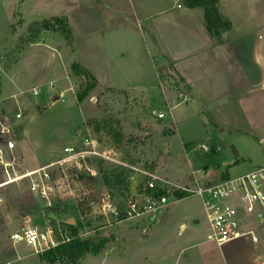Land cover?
<instances>
[{
    "label": "rangeland",
    "instance_id": "374dc122",
    "mask_svg": "<svg viewBox=\"0 0 264 264\" xmlns=\"http://www.w3.org/2000/svg\"><path fill=\"white\" fill-rule=\"evenodd\" d=\"M261 1L264 14V0ZM137 11L133 0H0V60L3 63L0 85L5 74L12 76L16 73L26 77V73L36 74L50 64L49 54L40 53L36 57L34 51L25 65L16 68L31 44L50 43L62 50L66 43L67 47V71L57 70L50 76L54 79L65 74V94L57 90L44 95L43 89L39 96L29 97L26 96L28 92H20L31 90L34 86L30 82L25 89L21 87V80L16 79L15 82L6 78L7 95L17 94L10 98L7 110L23 114L17 121L15 132L16 154L21 159L22 168L34 169L65 158L66 147H74L78 151L90 150L91 147L83 141L87 135L96 139L104 149H113L117 153L114 157L123 159L139 171L158 172L181 185L193 179L200 182L204 174L210 177L219 175V162L224 173L229 165L241 160L235 165L232 175L263 166L264 117L256 100L260 89L249 97L248 105L247 101L242 103L243 111L238 107L240 112L227 116L219 110L220 113H217L220 102L209 107H202L196 101L176 106L175 100L172 102L173 120L166 99L175 90L177 100H183L182 95L187 88L181 83V92L177 91L174 84L181 82V77L153 46L151 34L146 28L148 22L135 17ZM65 15L76 39V58L72 56L74 43L68 46L62 32L45 29L34 32L30 28L36 20ZM254 34L258 43H264V28H254ZM124 43H135L136 77L131 75L132 79L139 77L147 91L156 95L145 98L133 91L101 89L93 78L88 80L94 87L85 93L83 86L87 84V78L74 74L71 69L75 59H91L96 64L97 53L112 52ZM40 86L36 87L41 89ZM22 99L23 103H19ZM154 110L166 112L163 122L175 134L169 137L171 129L160 127L162 120L157 118ZM213 116L218 117L216 124ZM102 120L109 125L100 124ZM204 121L208 125H204ZM117 134H121L122 139ZM101 137L111 145L103 144ZM190 137L221 147L216 161L211 159V153L198 148L200 143L183 145V139ZM212 148L215 147L212 145ZM85 156L53 168L55 192L51 197V206L31 193L26 182L3 185L6 176L0 171V185H3L0 186V264H45L32 248L25 245L15 247L10 235L26 221L44 228L46 219L49 222L59 220L63 228H67L69 222H76L77 226L82 223L80 229L73 226L82 238L95 236L98 232L111 239L104 252L87 256L83 264H226L231 254L242 257L250 247L253 249L245 240L232 241L223 246L207 242L204 229L197 235L191 234V231L179 235L178 223L204 218L202 202L197 196L179 201L172 198L163 211V219L151 230H146V226H135L134 220L115 221L109 212L106 215L103 213L104 196L111 195V204H124L131 198L141 199L146 178L138 171H131L110 186L106 174L120 168L119 165L94 155ZM55 206L64 208L65 212L55 213L47 209ZM118 229L121 231L118 232ZM147 233L149 236H146ZM182 248H185L183 252ZM196 253L201 256L194 257ZM15 258L18 259L16 262Z\"/></svg>",
    "mask_w": 264,
    "mask_h": 264
},
{
    "label": "crops",
    "instance_id": "0c3cea01",
    "mask_svg": "<svg viewBox=\"0 0 264 264\" xmlns=\"http://www.w3.org/2000/svg\"><path fill=\"white\" fill-rule=\"evenodd\" d=\"M133 2L138 9V15L135 13L134 16H139L148 22L146 28L151 34L153 46L157 48L161 58L170 63V67L173 68L174 72L185 80L184 85L187 89L186 93L182 95L183 100H177L178 94L175 90H172L170 98L166 99L171 108L170 115L173 120L172 109L174 106H172V102L175 100L176 106L180 104L190 105L193 101H196L202 107H209L220 102L221 105L217 108V113L221 112V114L227 116V114H232L233 112H240L237 111L238 107L243 111L241 107L242 103L249 100V97L253 96L257 89L261 90L257 91V105H259V112L264 117V43H258L254 34V28H264L263 4L261 0L259 3L258 0H219V10L222 16L233 23V29L223 35L222 42H219L207 30L205 11L201 7L189 8L185 6L182 0H133ZM179 4L181 7H178ZM237 11H240V13ZM241 11L243 12L241 13ZM65 17L67 18L66 15ZM73 50L72 56L76 58L74 57L77 53L75 38ZM34 51L36 57L40 56V53L51 54V58L48 55L50 64L45 66V70L39 71L36 74L35 72H33L34 74L26 73V77L23 74V77L16 73L12 76L5 74L6 77L4 76L1 79L0 85V105L5 108H10V98L17 95L15 93L7 95L6 78H11L13 81L16 79L21 80V85L23 84L21 87H25V89L29 84L28 82H30L31 86L34 87L31 90L29 89V91H27L28 89L26 91L21 89L22 91L20 92V94L28 92L27 94L29 95L26 96L29 97H36L31 92L38 85H41L42 91L44 89V95L54 93L57 90H61L64 94L67 92V88H65L67 85L65 74L50 79L52 78L50 76L54 75L57 70L64 69V71H67L66 43L62 50L57 49L55 45L50 43L31 44L15 65L16 68L25 65L28 57L31 55L30 53ZM135 53V43H124V45H118L112 52L97 53L96 64L91 59L82 61L81 58L75 59V62H79L89 71L95 78L97 86L101 89L133 91L145 96V98L154 97L156 93L153 92V94L147 91L145 85L139 80V77L138 79H132L131 77V75L136 77L134 66L136 60ZM140 60H142V57H140ZM32 81L36 82L32 83ZM63 87L64 89H62ZM17 102L16 100V104L19 105V103H23V99L22 101L19 100V103ZM248 103L249 101L246 102V105ZM247 108L248 106H246ZM212 119L216 124L218 117L213 116ZM161 120L162 125L160 127H168L165 126L163 119ZM204 125H208V122L204 121ZM171 131L172 133L169 137L175 134V131L172 129ZM204 142L222 150L221 147L214 145L210 141H202V139L200 141L194 137L183 139V145L187 146ZM240 162L241 160H236L233 165L231 164L226 168L225 172H228L230 176H236L232 175L231 172L235 165ZM220 165L219 162L217 165L219 166L217 168L219 175L210 177L208 174H204L205 177L200 182L209 183L219 178L221 176L220 173L224 171V169H220ZM250 170L252 169H247L243 173ZM202 209L203 219H191L187 221L188 223L184 221L178 223L179 235H183L188 231H191V234L197 235L204 229L207 241L210 227L203 204ZM163 215L164 212L156 222L150 225L149 230L163 219ZM134 221H136L134 225L139 227L146 226L147 222L146 219H134ZM182 227L184 228L182 229ZM242 227L244 231L254 230L258 236V241L254 242L248 236L239 239L245 240L253 249L250 247V250L244 253L242 257L231 254L226 264H259V261H261V264H264V222L262 223L259 219L244 216ZM120 231L121 229H118V232ZM146 236H149V234L147 233ZM184 250L185 248H182L181 252ZM193 256L198 257L201 255H197L196 253ZM16 260L18 259L15 258L14 262Z\"/></svg>",
    "mask_w": 264,
    "mask_h": 264
},
{
    "label": "built area",
    "instance_id": "2783aa9c",
    "mask_svg": "<svg viewBox=\"0 0 264 264\" xmlns=\"http://www.w3.org/2000/svg\"><path fill=\"white\" fill-rule=\"evenodd\" d=\"M178 7L181 5L179 4ZM2 66L3 63L0 60V68ZM41 91L40 88H34L31 93L33 96H38ZM153 113L158 119L166 117L165 111L154 110ZM22 116V112L10 113L7 108L0 106V171L6 176L3 185L26 182L31 193L45 200L47 205L51 206V197L55 192L53 168L56 165L62 166L64 163L72 162L78 157L94 155L117 163L119 167L138 171L146 178L141 199L131 198L124 204L121 202L111 204V195L104 196L102 199L103 213L106 215L109 212L115 221L146 219V230H148L150 225L159 219L172 198L178 200L180 196H197L201 199L210 227L207 235L208 242L223 246L246 236L254 242L258 241L254 230H243L242 220L244 216H249L264 222V165L219 181L200 183L194 179L186 185H181L158 172L139 171L123 159L114 157L117 153L113 149H104L96 139L87 135L83 141L86 146L91 147L90 150L78 151L74 147H66L64 151L67 156L65 158L38 168L23 169L20 163L21 159L16 154L15 140L17 121L21 120ZM198 145V148L206 153H211L215 149L217 152L220 151L205 142ZM48 220H45L44 228L29 224L28 221L23 222L10 235V240L15 247L28 246L40 256L58 244L73 238V226L76 225V222H69L67 228H63L59 224V220L56 219V223Z\"/></svg>",
    "mask_w": 264,
    "mask_h": 264
},
{
    "label": "trees",
    "instance_id": "16d2710c",
    "mask_svg": "<svg viewBox=\"0 0 264 264\" xmlns=\"http://www.w3.org/2000/svg\"><path fill=\"white\" fill-rule=\"evenodd\" d=\"M185 6L189 8L201 7L205 11V22L207 30L216 37L219 42L223 41V35L228 31L233 29V23L224 18L219 10V0H182ZM30 28L34 32H39L41 29L49 30V31H60L64 34L67 45L71 46L74 43V34L68 19L65 16H54L48 20H36L32 22ZM12 29H15V25L12 26ZM71 69L74 74L83 75L87 78V84L83 86L85 88V93L90 91L94 85L88 80V78H95L87 71L80 63L73 62L71 65ZM161 80V77H159ZM181 82H175L174 86L177 91L181 92V83L185 84V80L183 78L180 79ZM83 98V95H82ZM108 124L106 121H100V124ZM117 124L119 122L116 121ZM100 124L98 126H100ZM109 127V126H106ZM112 132V131H111ZM119 139H122L121 134H117ZM100 141L105 145H111L110 142L105 141L103 137L100 138ZM218 156V152L212 150L211 159L215 162L216 157ZM131 172L130 169H126L123 167L117 168L112 172L106 174L107 183L110 186H113V183L118 181L123 175L129 174ZM230 175L228 172H224L221 174L219 178L215 181H219L221 179H226ZM185 198V196H180V199ZM51 212L61 213L65 212L64 208L61 207H48L47 208ZM77 226V225H75ZM74 226V227H75ZM77 229L83 227V224L77 226ZM74 236L69 241L62 242L58 244L56 247L51 248L50 250L44 252L40 255V260L45 264H83V261L87 256L93 255L97 256L104 252L111 239L107 236L100 235L98 232L95 236H90L87 238H82L78 231L73 228Z\"/></svg>",
    "mask_w": 264,
    "mask_h": 264
}]
</instances>
